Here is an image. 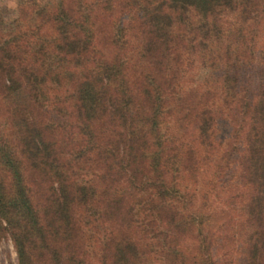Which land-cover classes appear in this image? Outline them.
Masks as SVG:
<instances>
[{
    "label": "trees",
    "instance_id": "trees-1",
    "mask_svg": "<svg viewBox=\"0 0 264 264\" xmlns=\"http://www.w3.org/2000/svg\"><path fill=\"white\" fill-rule=\"evenodd\" d=\"M51 16L0 38V126L36 132L23 86L59 115L36 169L0 147L17 264H264V139L240 140L264 111V0H62ZM225 204L238 221L210 233Z\"/></svg>",
    "mask_w": 264,
    "mask_h": 264
},
{
    "label": "rangeland",
    "instance_id": "rangeland-1",
    "mask_svg": "<svg viewBox=\"0 0 264 264\" xmlns=\"http://www.w3.org/2000/svg\"><path fill=\"white\" fill-rule=\"evenodd\" d=\"M62 0H0V38L3 40H17L20 42L22 38L29 32L31 26L36 25L39 21L48 20V18L56 16ZM46 30H52V24H47ZM263 59L264 62V49ZM196 87L208 88L214 81L213 73L205 65H201L196 75L193 77ZM22 100H31L32 118L34 120V128L36 132L24 126L20 120L0 126V147L10 153V155L19 161H23L31 170L44 164L42 157V149L40 139L36 136L41 131L46 137H54L57 132L56 120L59 118L57 109L55 110L51 104H48L40 92L29 90L26 86L19 89ZM226 115L231 112L224 109ZM249 116V117H248ZM249 118L243 125L240 140L243 145L262 146L264 137V111H254L252 118ZM229 119V118H227ZM240 128V126H238ZM47 165L50 174L53 177L54 185H63V170L65 164L61 162L58 156L49 157ZM53 182L40 184L39 189H50ZM221 204L219 201L218 205ZM238 205V204H237ZM219 208L213 213V216L207 221V231L215 232L224 221H238V209L234 213H226L227 209ZM192 246V244H191ZM17 249L14 241L10 236L3 237L0 240V264H17Z\"/></svg>",
    "mask_w": 264,
    "mask_h": 264
}]
</instances>
